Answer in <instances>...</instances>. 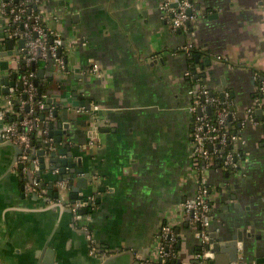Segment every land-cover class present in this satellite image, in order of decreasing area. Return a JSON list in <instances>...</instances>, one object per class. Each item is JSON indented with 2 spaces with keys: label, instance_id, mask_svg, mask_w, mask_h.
<instances>
[{
  "label": "crops",
  "instance_id": "0c3cea01",
  "mask_svg": "<svg viewBox=\"0 0 264 264\" xmlns=\"http://www.w3.org/2000/svg\"><path fill=\"white\" fill-rule=\"evenodd\" d=\"M190 1L201 10L189 33L174 31L160 9L167 2L175 6L176 0L46 3V24L60 33L66 50L69 71L64 74L74 77L79 70L85 77L71 84V75L62 78L60 69L52 70L44 59H39L36 75L41 76L40 85L59 96L54 100L62 105L56 124L68 125L64 141L84 169L73 187L80 177L90 176L92 183L77 196L94 199L85 215L110 258L104 262L90 255L86 235L71 212L26 193L23 176L15 164L11 168L16 151L1 143L0 130V264H143L156 259L165 225L179 232L180 264H196L200 242L183 217V205L200 182L191 151L194 117L188 111L189 91L204 85L220 94L223 82L240 121L241 166L208 173L211 236L226 240L240 231V261L257 264L264 258V120L241 126L259 89L258 73H264V0ZM5 34L0 23V53ZM190 38L199 52L197 84L186 76L188 56L178 53ZM94 65L100 67L99 74L90 72ZM60 78L65 80L63 89ZM76 93L80 102L100 108L96 116L101 130L95 129L96 117L87 106L72 109ZM14 107L6 105L5 111L14 113ZM2 111L0 104V129ZM92 138L95 146L84 149ZM44 178L49 186L55 175ZM235 185L241 187L235 189L237 199L223 208L219 195ZM221 257L226 261L228 254Z\"/></svg>",
  "mask_w": 264,
  "mask_h": 264
},
{
  "label": "built area",
  "instance_id": "2783aa9c",
  "mask_svg": "<svg viewBox=\"0 0 264 264\" xmlns=\"http://www.w3.org/2000/svg\"><path fill=\"white\" fill-rule=\"evenodd\" d=\"M49 0H0V23L5 27L9 38L16 41L24 40L25 47L21 49L22 56L25 61V66L30 67L39 59L53 60L56 66L65 71L67 69V55L63 40L60 33L51 28L45 21L44 6ZM176 7L171 2H167L160 7L166 13V20L171 25L174 31H183L189 33L191 24L195 22L197 17V10L190 0H176ZM38 7V11L36 10ZM191 11V13H189ZM40 49V54L38 50ZM194 43L189 41L178 50V53H184L190 56L194 50ZM62 50V54L60 51ZM221 59V57H219ZM20 60V59H19ZM19 60L14 61L13 67L19 64ZM18 70V68H17ZM19 71V70H18ZM92 74H99L100 67L94 65L90 71ZM187 77H191V72L186 73ZM37 78L36 73L28 72L20 74L19 80L24 85L22 95L27 98L22 102L21 110L24 107H29L27 114H18V119L8 121L7 114L11 111H2L1 114V138L5 142H11L22 149V155L19 157L16 164L15 171L23 176L25 181V191L29 194H35L41 198H46L50 203H64L65 198L54 199L45 195L44 189L41 188L42 182L35 176L28 178L27 168L20 169L21 165L28 163L30 150L32 149V135L35 133L40 138H45V142L52 144L51 149H54L53 138L49 137V120L53 118V111L47 112L48 120L43 122L38 116H34L36 109L45 111L46 95H43L40 100L36 101L38 95V88L35 85ZM14 88L11 94L6 97V105L13 106ZM190 104L188 111L194 117V132L192 135V156L198 161L196 169L199 172L200 182L197 187L194 197L186 201L183 205V217L190 226L196 229V236L200 242V248L197 255L196 264H210L214 259V254L211 251V225L213 221L212 215V200L211 187L208 181V173L210 170L216 169L214 167L215 157L220 159L222 167L225 170H238L240 168V153L237 150V144L241 143L242 139L238 133H230L228 129V120L232 116L237 119L236 113L231 112L229 108L235 107L233 102H226L225 106L220 108V100L212 94V91L200 85L197 88L189 91ZM226 99H229V93H225ZM204 99V100H203ZM37 102V103H36ZM37 105L38 108L35 109ZM210 107L217 109L216 120L209 119L207 112ZM264 108V80L261 82L255 97L254 104L247 108L244 112V118L241 121V126L247 123L255 124V111ZM100 108L95 106L88 111L95 115L94 125L97 130L102 126V121L97 117ZM95 146V138L83 146L84 149ZM231 149L226 153V149ZM200 162L203 166H200ZM36 171L39 169V160L34 161ZM58 172L56 171V174ZM56 188L60 191L69 189V181L62 180L56 183ZM47 193V191H45ZM92 200H94L92 198ZM73 211L75 222L78 224L80 230L86 235V241L89 246V253L92 257H100L105 260L109 255L107 251H102L96 241L94 233L90 228V216L81 213L82 203L71 205L67 204ZM178 242V234L174 232L172 225H165L160 233V247L157 251V261L147 260L143 264H164L169 257L173 255L172 249L175 243ZM240 253L243 251V245H239ZM234 264H244L238 262Z\"/></svg>",
  "mask_w": 264,
  "mask_h": 264
},
{
  "label": "water",
  "instance_id": "95a60500",
  "mask_svg": "<svg viewBox=\"0 0 264 264\" xmlns=\"http://www.w3.org/2000/svg\"><path fill=\"white\" fill-rule=\"evenodd\" d=\"M177 4L174 6L176 7ZM201 10V7L198 6L197 9ZM191 13V11L189 12ZM5 40L2 43L3 49L2 52L0 53V104L2 110H5L6 108V97L11 94V90L13 88H18L19 90L23 91L24 90V85L23 83L19 80L20 77V72L18 70H14L13 64H15L14 61L19 60L22 57V52L19 50H16L15 48L18 46L19 49H23L25 47V41L24 40H19L16 41L14 39L9 38V35L6 33L5 34ZM38 53L40 54V49L38 50ZM60 54H62V50L60 51ZM196 59L199 60V56L196 55ZM68 61V60H67ZM24 64L25 61L23 60ZM48 62L51 64V69L55 70L56 64L54 63L53 60H48ZM208 62V61H207ZM37 69V64H33V70ZM59 69V68H58ZM68 72L69 69L67 68L65 71L60 70L59 73L63 76L62 78H66L65 76L71 75L69 74H64L65 72ZM40 73V72H39ZM53 73V72H52ZM76 75H71L74 80H71V84H79V81L84 79V75L80 73L79 70L75 71ZM197 72L194 71L193 74H196ZM42 75V72L40 73ZM53 75V74H52ZM40 77H37L35 80V85L38 87V95L37 97L40 98L43 95H46V98L44 99L45 101V111L46 114H41L36 113V116H40L41 121H47L48 120V114L52 108H54L53 111V118L49 120V137L53 138L54 143V149H51L52 144L45 142V138H40L39 142L36 144L34 141L32 142V149L30 150V156L28 160V165L30 169V174L28 173L29 179L32 178L31 173L34 171L36 175H42L43 177H46L47 174H54L55 178L51 182V184L48 186L46 184L43 185L41 188H43L47 193L44 191L45 195L52 197L54 199H59V198H66L64 199V203H55L54 205L62 207L67 209L69 212L72 213L73 211L70 207H67V204L70 202L71 205H75L77 203H82V210L81 213L87 214L88 212V206H91L92 199L89 200L88 198H83V201L77 196V193L79 192L80 189H85L87 188L89 183H92V180L89 175H86L85 177H80L78 179V185L77 187L74 186V180L78 178L79 175L84 174V169L82 168V160L77 159L75 160L73 151L72 149L68 146V143L64 141L63 135H67V129L68 125L65 124L64 122L60 124H56V121L58 119H61V114L59 113V109L62 105H60L61 101H54L56 98H59L58 95H55L54 89H49V86L45 87H40ZM52 77V76H51ZM60 78L57 82L61 85L63 89V84L65 83V80ZM198 78V77H197ZM50 82H53L50 81ZM225 83H222V86L219 88V93L222 99H224L225 96V91L224 88ZM213 94V92H212ZM76 97V100L72 102V109L77 110L80 108V105L87 106V110L91 111L92 106L89 101L86 102H80L81 100L80 97H78L77 93L74 95ZM26 99L27 97L24 96ZM204 100V99H203ZM66 102V101H63ZM13 104L19 106L21 104L20 100L18 99H13ZM27 110H29V107H27ZM236 107L231 108V112H235ZM231 119V116H230ZM255 119L256 121L264 120V108L257 109L255 111ZM1 143L6 146L13 147L15 149V154L16 157L13 160L11 168L14 166V164H17V158H19L22 155V149H20L17 145H14L11 142H5L1 138ZM60 157H65V158H60ZM38 159L39 160V169L36 171V165L34 164V161ZM53 164V167H48L47 162ZM26 168V166L21 165L20 169ZM70 169V171L68 170ZM56 171L58 172L56 174ZM69 171V172H68ZM40 180V179H39ZM62 180H68L69 181V189L65 191H60L56 188V183L58 181ZM240 190L241 187L240 185H235L232 189L227 190L226 193H221L219 196V201L222 203L223 208H225L227 205L229 206L230 201L233 200L235 201L237 199L236 196V191ZM73 192V195L70 200L69 199V193ZM37 196V195H36ZM39 196H37L38 198ZM68 199V200H67ZM69 201V202H68ZM236 207H239V205H235ZM213 211V209H212ZM177 234L179 232L177 231ZM244 242V235L242 232H238L236 235H234L231 239H226L225 238H215L213 235L211 236V241H210V246H211V251L214 254V259L210 261V264H234L240 262V250H239V245ZM88 244V243H87ZM89 247V246H88ZM222 254H228V258L226 261H221V256ZM110 258V257H109ZM108 258V259H109ZM107 259V260H108ZM104 261V260H102ZM106 261V260H105ZM104 261V262H105ZM180 262V261H179ZM257 264H264V258L258 259Z\"/></svg>",
  "mask_w": 264,
  "mask_h": 264
},
{
  "label": "trees",
  "instance_id": "16d2710c",
  "mask_svg": "<svg viewBox=\"0 0 264 264\" xmlns=\"http://www.w3.org/2000/svg\"><path fill=\"white\" fill-rule=\"evenodd\" d=\"M39 9H38V7H36V10L35 11H38ZM196 55H199V52H198V50L197 49H194L192 52H191V54H190V56L188 57V61H189V66H190V72H191V77H189V79H191V80H193V82L195 83V84H197L200 80V77L199 76H201V75H199V74H193L194 73V71H196V66H197V59H196ZM23 60H24V58H23V56L20 58V60H19V64H18V70H19V72L21 73V74H25V73H28V72H34V73H36V70H33V65L32 66H30V67H27V66H25L24 65V62H23ZM39 61V60H38ZM38 61L36 62V64H38ZM48 61V60H47ZM198 77V78H197ZM257 79H258V82H259V86H260V84H261V82L264 80V73H258V77H257ZM40 87H43L42 85H40ZM38 88V87H37ZM225 93H226V91H225ZM227 93H229V92H227ZM213 95L215 96V97H217L219 100H220V102H221V105H220V108H222V107H224L225 106V103L226 102H233V98H232V96H231V94L229 93V99L227 100L226 99V96H224V99H222L221 98V96H220V94H218V93H213ZM17 96L18 97H20L22 100V102L25 100V98H24V96L22 95V91L21 90H17ZM256 97H257V94H256ZM41 98V97H40ZM40 98H36V101H38V100H40ZM37 103V102H36ZM21 104L19 105V106H17V105H15V109H14V113L13 112H9L8 114H7V120L8 121H14V120H16V119H18V114H27L28 113V110H27V107H24V109L23 110H21ZM36 108H38L37 107V105L35 106V109ZM217 109L218 108H215V107H210L209 109H208V112H207V115H208V117H209V119L210 120H212V121H215L216 120V116H217ZM229 110H231V108H229ZM236 112V111H235ZM36 113H39V115H41V114H46V111H39L38 109H36V111H35V114H34V116H36ZM20 114V115H21ZM21 115V116H22ZM39 117V119H40V116H38ZM43 122H45V121H43ZM240 121H238V120H236V119H234V117H232L231 116V119H230V117H229V120H228V129L230 130V133H237L238 132V130H239V125H240V123H239ZM49 125V124H48ZM99 130H101V127L99 128ZM36 134L34 133L33 135H32V140L37 144L38 142H37V138H36ZM231 149V147L230 148H227L226 149V153L229 151ZM240 156H241V154H240ZM200 166H203V163L202 162H200ZM214 167L216 168V169H218V168H221L222 167V162H221V160L220 159H218V158H216L215 157V159H214ZM26 168H27V170H28V173L30 174V169H29V165H28V163L26 164ZM32 175H34L35 177H37L38 179H40V181L43 183V185L44 184H46L47 185V183H46V181L45 182H43V180L45 179L42 175L40 176V175H36V173L33 171L32 173H31ZM28 175V174H27ZM29 177H27V179H28ZM46 180V179H45ZM24 181H26V180H24ZM72 195H73V192L71 191L70 193H69V199L71 200H73V198H71L72 197ZM73 201H75V200H73ZM174 232L176 233V229L174 228ZM179 244H180V239H179V237H178V242L177 243H175L174 244V246H173V249L171 250L172 251V253H173V255L171 256V257H169L168 259H167V261L164 263V264H180V262H179V254H180V246H179Z\"/></svg>",
  "mask_w": 264,
  "mask_h": 264
}]
</instances>
